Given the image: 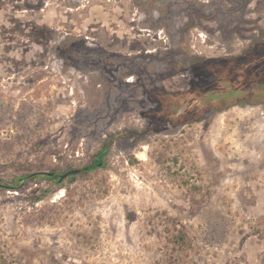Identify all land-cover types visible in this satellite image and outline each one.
Instances as JSON below:
<instances>
[{
    "label": "rangeland",
    "instance_id": "374dc122",
    "mask_svg": "<svg viewBox=\"0 0 264 264\" xmlns=\"http://www.w3.org/2000/svg\"><path fill=\"white\" fill-rule=\"evenodd\" d=\"M255 64L264 0H0V264H264Z\"/></svg>",
    "mask_w": 264,
    "mask_h": 264
},
{
    "label": "trees",
    "instance_id": "16d2710c",
    "mask_svg": "<svg viewBox=\"0 0 264 264\" xmlns=\"http://www.w3.org/2000/svg\"><path fill=\"white\" fill-rule=\"evenodd\" d=\"M253 71H250V67L248 66V68H246L245 70L243 71H240L239 74L237 75V80L236 82L238 83V86H239V89L240 88H243L244 90V86L246 84V80H248V75L250 74V72H253V73H256L257 75L260 73H262L264 71V66L260 65V64H255V66H253V68H251ZM252 76V75H251ZM222 82V81H221ZM220 82V83H221ZM227 88L223 89V90H220V91H223L226 90ZM191 91H188L187 94L186 93H182V95H184V100H186V104H189V101H190V97H192L193 99V96H190ZM189 93V94H188ZM258 95H264V93H259ZM261 97H264V96H261ZM191 102V101H190ZM107 143L103 146V149L98 153V156L101 157V155L103 153H105V151L107 150ZM100 160V159H98ZM39 174H43V173H40V172H35V173H32L31 175L34 177L36 175H39ZM26 177H23L22 179H25ZM11 187H19V184L17 185H14V186H11Z\"/></svg>",
    "mask_w": 264,
    "mask_h": 264
},
{
    "label": "water",
    "instance_id": "95a60500",
    "mask_svg": "<svg viewBox=\"0 0 264 264\" xmlns=\"http://www.w3.org/2000/svg\"><path fill=\"white\" fill-rule=\"evenodd\" d=\"M79 171V169H72L69 170L67 172H64L63 174H61L60 178H64L65 176L69 175V174H76ZM74 179V177L70 178V181H72Z\"/></svg>",
    "mask_w": 264,
    "mask_h": 264
},
{
    "label": "flooded vegetation",
    "instance_id": "af4514ba",
    "mask_svg": "<svg viewBox=\"0 0 264 264\" xmlns=\"http://www.w3.org/2000/svg\"><path fill=\"white\" fill-rule=\"evenodd\" d=\"M61 176V175H60Z\"/></svg>",
    "mask_w": 264,
    "mask_h": 264
}]
</instances>
